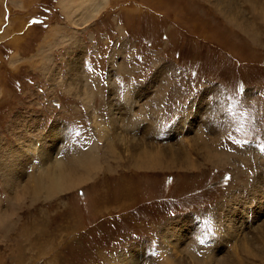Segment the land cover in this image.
<instances>
[{
	"label": "rangeland",
	"instance_id": "obj_1",
	"mask_svg": "<svg viewBox=\"0 0 264 264\" xmlns=\"http://www.w3.org/2000/svg\"><path fill=\"white\" fill-rule=\"evenodd\" d=\"M86 3L101 8L82 22L59 0H0V162L15 168L10 188L0 165V264H161L181 251L193 263L185 243L207 264H264V25L241 30L225 0ZM188 132L204 139L191 154ZM212 132L225 134L221 165L204 160ZM136 140L176 144L191 163L162 151L139 168L125 148ZM87 148L98 159L82 184L24 192ZM251 240L257 255L238 247Z\"/></svg>",
	"mask_w": 264,
	"mask_h": 264
},
{
	"label": "bare ground",
	"instance_id": "obj_2",
	"mask_svg": "<svg viewBox=\"0 0 264 264\" xmlns=\"http://www.w3.org/2000/svg\"><path fill=\"white\" fill-rule=\"evenodd\" d=\"M218 1H220V0H218ZM225 3H228L230 6V7H226V8L222 9V12L225 14V16L227 18H229L231 20V15L235 14L236 10H238L240 12V16L233 18L234 23L237 24L241 30L255 34L254 36H259L260 33L254 32L252 29L257 23H261L264 25V0H247L246 3H243L249 7V11L253 15V18L248 17L246 10L244 9L243 5H239L238 2H236L234 0H225ZM86 6L91 8L95 15L98 14L99 9L101 8V7H96L95 5H90L87 3H86ZM238 20H241L242 22L239 23ZM257 21H260V22H257ZM75 62H76V60L73 61V63H75ZM87 93H85V94H87ZM86 97L89 98L90 94H89V96L87 95ZM153 98H151V100ZM91 100H92V98H91ZM110 111H111L110 115L115 114L112 107H111ZM119 121L120 120H117V124H119ZM220 123H221V125L224 124L223 121ZM51 132H53V130ZM54 135H55V133H51L49 138L47 136V138L43 139V141H42V144H41V146H43L42 153L43 154L45 153V155H46L45 157H48V154H51V153H48L49 146L51 145V143L49 141L54 140ZM212 135L214 136V139L211 140L209 144L205 143L204 160L209 156L207 159L208 162L213 163L214 165H221L224 161L223 159H225L227 157V155L224 153V151H220L218 141L220 143L221 142L223 143L225 141V136L222 138V135H225V134L223 133V134L219 135V137H218V136H215V134L212 132ZM186 137H187V139L186 138H183V139L186 142V143H184L185 147L189 148V150L187 149L188 154L192 153V149L194 148V146L196 144L204 142V139L202 137H200V135L193 138V136L191 137L190 133L188 132L186 134ZM116 138H118L117 135H116ZM183 139H180V140L182 141ZM95 144H94V146L90 145L89 146L90 149L92 146L95 147ZM106 145H107V149H108L107 152H108V154L110 153L109 157L111 158V157H113L112 153H113L114 145L111 142H107ZM130 145H131V147H125V148H128V149L131 148L130 150H128V153L130 152L129 158H132V160H135L136 161L135 165L139 168H147V167L155 168V166L158 164V160H160V163L162 164L161 158L157 155H154L155 152H162V151L164 154H166L165 158L168 159L167 163H175V161L179 160V159H182V161L184 162V164H186V166L190 165V163H191L188 155L185 152V149L178 147V145L176 148L175 147L176 144L174 145V148L167 146V147H160V148L156 149L155 146H150V143L147 144L148 146L142 147L143 143L139 142V140H136L135 143H132ZM87 150H89V148H87L86 150L80 149L76 153H72L73 156L71 158H69V160H67V163L65 160H62V158L60 157L58 160H56L52 164L44 165V168H42L40 170V172H37V174L39 176L31 177L33 182H34V185L33 186H26L24 189V192L30 193L32 195L40 193V192H45L46 196L50 197L51 195H54L57 192L64 190V188L72 189L77 184H79V185L82 184V183L76 184V181H79V178H78L79 172H77L76 169L78 168L80 171H82V169H83L82 166H84V167H89V170L91 172H93L95 167H96V161L98 159L97 156L93 155L94 150L93 151L92 150L87 151ZM178 151H183L184 156L181 157L180 155H178L177 154ZM78 152H80L79 155H77ZM210 155H214V160H212V157ZM44 163H46V162H44ZM0 165L2 166L1 168H2L3 175L7 179V181H6L7 186H9L11 188L15 168H14V166L9 165L7 159H5V161L2 160V162H0ZM84 180L85 179H82V181H84ZM263 209H264V207H263ZM242 211L248 212L247 209L245 210V208ZM252 212H253V215L252 214L251 215L256 220L259 213L256 211H252ZM255 212H256V214H255ZM260 223L264 227V221L260 220ZM243 225L244 224H242L241 226H238L237 231L242 230ZM256 225H257V223L254 224L255 228H256ZM255 228H253V229H255ZM190 229H191V226H188L189 236L192 239V237H191L192 234H191ZM194 229H195V227H194ZM230 229L233 230L232 228H230ZM177 233H179V232H177ZM246 237L247 238L244 240H249L253 236L250 238V236L247 235ZM180 238L182 239V236L177 235L175 241H178ZM185 244L183 247L185 249L189 250V254L193 255V260H194L193 263H190L188 261L189 258L184 256L183 255L184 253L181 251L180 256L175 255V257H172L169 255H165L164 259H163L164 261H161V264H207L206 260H209V259L212 260L208 255L197 253L192 244H190L189 246L193 249L186 248ZM255 244H256L255 241L251 240L250 242H247L245 244H238V247L244 248L251 255H257V253L255 252L256 251L255 250ZM261 251L264 253V251L262 249H261ZM259 256H262V255H259ZM125 258L126 257L122 256L121 260H124ZM126 263H128V259H126L125 262L120 263V264H126ZM225 264H228V263L226 262Z\"/></svg>",
	"mask_w": 264,
	"mask_h": 264
},
{
	"label": "crops",
	"instance_id": "obj_3",
	"mask_svg": "<svg viewBox=\"0 0 264 264\" xmlns=\"http://www.w3.org/2000/svg\"><path fill=\"white\" fill-rule=\"evenodd\" d=\"M88 0H78V1H75V0H59V2L61 3V5H62V7H63V9L64 10H66L67 11V14H68V16H70V17H73V18H75V15H77V12L79 11V15H80V17H78V18H80V20H82V22H84V21H87L88 19H90L91 17H93V15H95L94 14V12H93V10L91 9V8H89L88 6H86V2H87ZM8 2H9V0H8ZM78 9V11H76ZM78 18H76V20L78 19ZM76 20H75V22H76ZM9 23H8V28L7 29H5V31H6V33L9 31V29H10V27L9 26H13V24H14V21H13V19L11 18V19H9V21H8ZM20 30H18V32H19ZM14 39V38H13ZM74 60H76V62L75 63H73V61ZM78 58H77V55H76V57H74L71 61H70V67L71 68H73V67H75L76 65H78ZM77 76H78V74H77ZM104 78V77H103ZM151 79H152V77H151ZM143 80V79H142ZM144 81V80H143ZM146 82H149V80L147 79L146 80ZM72 85V84H71ZM171 91V90H170ZM170 91H168L167 92V95H169L168 93L170 92ZM166 96V95H165ZM196 115V114H195ZM194 115V116H195ZM189 125V124H188ZM77 168V167H76ZM76 171L77 172H79V173H83L82 171H80L78 168L76 169Z\"/></svg>",
	"mask_w": 264,
	"mask_h": 264
},
{
	"label": "snow or ice",
	"instance_id": "obj_4",
	"mask_svg": "<svg viewBox=\"0 0 264 264\" xmlns=\"http://www.w3.org/2000/svg\"><path fill=\"white\" fill-rule=\"evenodd\" d=\"M80 133H78V135H79ZM202 243H203V241H201Z\"/></svg>",
	"mask_w": 264,
	"mask_h": 264
}]
</instances>
